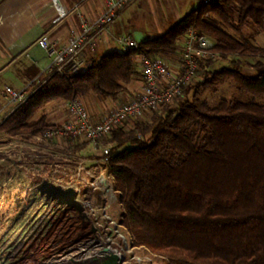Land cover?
<instances>
[{
	"label": "trees",
	"instance_id": "16d2710c",
	"mask_svg": "<svg viewBox=\"0 0 264 264\" xmlns=\"http://www.w3.org/2000/svg\"><path fill=\"white\" fill-rule=\"evenodd\" d=\"M250 24L264 29V0L198 4L164 32L139 40L137 49L106 51L68 78L54 73L4 119L0 132L32 137L53 128L44 117L30 122L51 100L88 92L116 98L139 74L136 52L179 54L189 29L213 38L218 58L264 57V48L243 34ZM213 60L199 61L174 107L114 129L102 166L113 177L134 243L167 264H264V61L253 62L255 73L247 74L235 60L207 69ZM227 81L248 98L213 105L200 99ZM93 194L88 187V197Z\"/></svg>",
	"mask_w": 264,
	"mask_h": 264
},
{
	"label": "rangeland",
	"instance_id": "374dc122",
	"mask_svg": "<svg viewBox=\"0 0 264 264\" xmlns=\"http://www.w3.org/2000/svg\"><path fill=\"white\" fill-rule=\"evenodd\" d=\"M196 5L198 0H133L116 19L114 36L126 34L139 41L158 35ZM243 34L255 45L264 48V29L250 24L243 29ZM0 50L4 52L1 47ZM258 59L264 61V57L260 56L214 58L207 69L230 66L235 60L241 71L254 74L251 64ZM17 67L19 61H13L12 57H0V71L8 69L15 73ZM7 85L13 86L0 76V93ZM199 97L211 105L221 98H248L244 92L235 89L232 81L204 90ZM175 98L158 110L174 107L177 103ZM151 115L152 111L138 119L132 118L125 128H131L139 120L148 121ZM107 139L108 136L99 141L100 144H107ZM87 144L90 143L76 138L54 137L49 140L42 134L32 137L0 134V264H85L101 253L102 247L108 246L104 243L107 240L105 233L97 229L92 232L90 225L83 226L75 210L46 203L31 191L42 179L64 187H75L78 199L83 203L89 201L93 206H106L108 215L122 225L125 240L124 245L119 242L120 250L126 251L128 259L134 255L139 258L129 259L127 264H167L160 255L134 243L132 234L123 223L122 208L113 181L109 192L101 183L91 184L100 176V171L106 170L92 146L72 150ZM88 187L94 192L91 197L87 195ZM132 243L136 247H132Z\"/></svg>",
	"mask_w": 264,
	"mask_h": 264
},
{
	"label": "built area",
	"instance_id": "2783aa9c",
	"mask_svg": "<svg viewBox=\"0 0 264 264\" xmlns=\"http://www.w3.org/2000/svg\"><path fill=\"white\" fill-rule=\"evenodd\" d=\"M133 0H105V7L101 13L91 20H86L80 13L78 17L80 26L72 28L64 44L58 45L46 36L37 39V45L45 52L49 61L44 67H40L38 73L20 88L6 86L1 93L3 103L0 106V124L21 103H23L33 91L42 85L51 75L59 73L65 77L80 73L87 66V53L94 49L98 37L102 34L112 35V23L117 14ZM217 0H198L199 5L210 4ZM56 13L51 18V24H55L66 15V11L60 6L59 0H51ZM76 6V5H75ZM74 6V7H75ZM120 51H128L138 48V41L126 34L112 35ZM215 40L205 33H199L189 29L186 33L181 51L178 55V69L174 70L159 57H151L144 52H136L133 62L139 71L142 88L128 101L120 103L107 114L97 120L90 117L84 103L79 99L67 101V109L70 120L46 130L42 136L46 139L54 137L76 138L88 141L97 153L101 164L108 160L111 144H100L99 141L117 127H124L130 119L145 116L153 110L161 108L180 96L183 86L188 83L198 69L199 61L218 58L211 51ZM29 57L28 54H26ZM144 120V119H141ZM106 174V175H105ZM111 179V180H110ZM113 177L106 171H100V176L91 183L93 186L102 184L106 192L111 189ZM85 210L94 222L95 228L103 231L107 238L98 255L115 253L121 260L120 264H127L130 260H137V256H128L122 252L125 236L121 232V223H116L109 216L104 206H93L89 201L84 203ZM106 228V229H105ZM132 247H136L132 243Z\"/></svg>",
	"mask_w": 264,
	"mask_h": 264
},
{
	"label": "crops",
	"instance_id": "0c3cea01",
	"mask_svg": "<svg viewBox=\"0 0 264 264\" xmlns=\"http://www.w3.org/2000/svg\"><path fill=\"white\" fill-rule=\"evenodd\" d=\"M59 3L67 13L55 24H51V18L56 13L51 0H0V47L4 50V52L0 50V57H12L13 61H19V67L15 73L8 69L0 71L3 81L11 82L13 85L7 86L22 87L38 73L40 67L48 63L49 59L45 52L37 45L38 38L46 36L58 45L64 44L71 29L80 26L78 13L86 20H91L105 7V0H59ZM121 11L112 23V35H114V24ZM112 35L101 34L98 37L94 49L87 53V63L98 59L106 51L119 50ZM158 57L172 69H178V54ZM30 71L35 72L32 74ZM141 88L142 81L137 75L125 85L124 91L116 98L101 97L94 92H88L79 99L86 106L90 117L97 120L116 105L131 99ZM2 103L3 98L0 93V106ZM66 104L67 101L62 99L48 101L35 112L30 120L35 122L44 117L49 125L65 123L70 118ZM0 134L8 136L1 132ZM86 146L90 148L92 145L79 146V150L85 149Z\"/></svg>",
	"mask_w": 264,
	"mask_h": 264
},
{
	"label": "water",
	"instance_id": "95a60500",
	"mask_svg": "<svg viewBox=\"0 0 264 264\" xmlns=\"http://www.w3.org/2000/svg\"><path fill=\"white\" fill-rule=\"evenodd\" d=\"M31 191L41 197L46 203H54L60 207H68L77 213L83 226L90 225L91 231L96 228L91 217L85 210L84 203L78 199V191L75 187H64L48 179H42ZM121 258L115 253L94 256L85 264H120Z\"/></svg>",
	"mask_w": 264,
	"mask_h": 264
}]
</instances>
